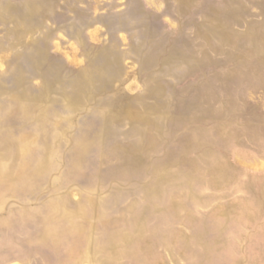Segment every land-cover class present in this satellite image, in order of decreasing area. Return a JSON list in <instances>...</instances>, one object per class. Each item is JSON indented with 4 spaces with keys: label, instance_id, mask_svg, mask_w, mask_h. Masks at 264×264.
Listing matches in <instances>:
<instances>
[{
    "label": "rangeland",
    "instance_id": "obj_1",
    "mask_svg": "<svg viewBox=\"0 0 264 264\" xmlns=\"http://www.w3.org/2000/svg\"><path fill=\"white\" fill-rule=\"evenodd\" d=\"M0 264H264V0H0Z\"/></svg>",
    "mask_w": 264,
    "mask_h": 264
}]
</instances>
